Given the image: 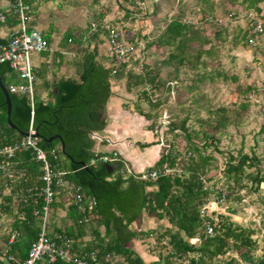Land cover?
<instances>
[{
	"label": "trees",
	"instance_id": "1",
	"mask_svg": "<svg viewBox=\"0 0 264 264\" xmlns=\"http://www.w3.org/2000/svg\"><path fill=\"white\" fill-rule=\"evenodd\" d=\"M9 1V9L0 10V14L7 16L6 24L0 23V32L6 26L18 25L13 13L16 0ZM136 1L131 0L129 3L136 6ZM23 2L30 7L32 15L38 10L41 0ZM199 2L205 4L208 1ZM229 2L234 5L238 0ZM263 2L264 0H242V5L248 11L259 12V4ZM231 17L236 18V14ZM206 21L219 25L217 37H221L222 31L227 30L214 14ZM251 26L252 24L250 29ZM98 27L99 30L102 29L101 25ZM92 29L93 25L86 31L87 34ZM103 31L107 36V28ZM250 32L241 31V40L246 45L253 46V39L256 46L257 39L264 35ZM99 33L94 32L89 38H86L87 34L76 37L73 29L68 28L57 50L41 54L45 58L53 57L51 64L54 69L51 72L54 76L48 80L47 64L45 69L35 67L38 82L35 84L33 118L28 95L10 90L11 86H19L24 81L8 63H0V76L11 95L10 120L20 131L12 129L8 123L6 97L0 88V150L20 143L24 137L21 133H28L33 125L40 135L39 146L47 152L55 181L63 182L58 185L54 183L57 193L54 210L68 204L64 218L68 225L58 226L53 214L51 222L49 221V237L57 244H61L62 240H70L76 258L89 264H145L140 256L126 247V243L137 235H150L130 230L133 222L146 212L151 217L167 219L171 225L160 234L159 242L162 239L166 241L165 246L161 247L167 251L164 256L160 254L155 264H185V261L189 264H264V257L254 254L257 250L254 231L235 224L231 215L219 214L217 219L207 214L213 198L221 205L236 197L237 189L250 187L254 191L260 190L264 184V174L256 155L241 152L236 157L229 156L223 170L228 184L226 188L217 191L215 187H208L204 180L214 159L205 155L210 144L194 143L193 135L198 137V133L187 128L185 120L179 125L172 124V127L180 130L187 140V154L175 151L172 145L163 148L159 162L150 170L168 167L172 173L161 175L155 182H144L120 174L119 171L126 162L120 154L116 162L109 164L103 163L102 157L113 156L114 152L96 154L93 151L95 141L91 134L101 132L106 127L104 114L112 95V79H125L126 89L130 94L136 89L140 90L139 94L147 100L149 108L146 110L139 105L137 111L146 119L148 128L152 131H155L158 111L164 105L161 99L153 100L150 96L151 92L154 93L159 88L157 69L142 65L144 71L135 73L126 61L113 74L115 62L112 56L109 53L100 54ZM46 38L52 44L50 33H46ZM86 40L88 41L85 42ZM210 41L202 36L199 24L184 20L182 12L167 22L162 34L150 45L168 47L170 52L163 64H172L178 73L182 67H197L202 55L211 56V50L197 51L193 47L196 43L202 46ZM6 43V38L0 37V45ZM84 43H87L85 48L82 51L79 48L71 61L78 69V79L65 76L58 78L57 73L66 57L64 52L76 44L82 47ZM193 51L198 54H192ZM42 92H46V98L42 97ZM225 125L226 122L219 121L214 128L221 129ZM51 137L56 138L48 141ZM215 149L218 151L217 146ZM3 161H7L9 166L6 170L0 168V232L3 216H13L15 221L11 233L1 236L4 246L0 247V264H23L41 232V219L34 212L41 210L43 205L40 193L45 185L43 164L35 159L31 150L16 151L11 157L0 154V166ZM108 166H114L113 172L109 171ZM10 173L15 176L14 179ZM7 188L11 189L9 195L4 194ZM15 195L19 197L17 212L12 207ZM78 196L85 198L84 212L74 204V198ZM236 199L240 200L241 196ZM91 202L92 210L89 207ZM208 225L215 226L213 236L207 234ZM233 252L238 254L237 258L231 254ZM47 260L48 257L45 256V261L39 264H47ZM56 264L71 263L59 260Z\"/></svg>",
	"mask_w": 264,
	"mask_h": 264
},
{
	"label": "rangeland",
	"instance_id": "2",
	"mask_svg": "<svg viewBox=\"0 0 264 264\" xmlns=\"http://www.w3.org/2000/svg\"><path fill=\"white\" fill-rule=\"evenodd\" d=\"M130 1L41 0L38 10L31 15L35 21L33 26L39 31L52 33L56 47L68 28L73 29L76 37H80L87 34L86 31L93 25L86 38L99 31L98 44L105 55L108 49L103 29L106 26L119 28L124 42L132 48L127 59L131 70L141 73L144 71L142 65H147L159 73V88L151 92L150 96L153 100L161 99L164 102L158 111L154 131L162 140L163 148L172 145L175 151L187 154V140L180 130L172 127V124L179 125L185 120L187 128L198 133V137L193 135L194 143L210 144L205 155L214 159L204 176L208 187H215L217 191L226 188L228 183L223 175L224 163L229 156L236 157L241 152L256 155L264 174V36L257 39L256 46L246 45L241 40V31L250 30L253 22L264 23V2L259 4L260 11L257 12L246 10L242 0L234 5L229 0H207L205 4H200L199 0H137L136 6L130 4ZM182 12L185 21L199 24L202 36L211 40L202 46L196 43L193 47L197 51L211 50L212 55L204 54L197 67H182L176 73L172 64H163L168 58L169 48L150 44L162 34L167 22ZM234 13L236 18L233 19L231 16ZM212 14L222 20V26L227 27L221 37H217L219 25L206 21ZM99 25L102 26L101 30ZM4 34L5 30L2 29L1 35ZM86 45L84 43V47H79L76 44L67 51L68 66L72 65L76 51L79 48L82 51ZM197 51L192 54H198ZM31 58L36 65L42 61L38 54H33ZM48 59L51 61L53 57ZM50 68L54 69L52 64ZM119 84L125 87V79L120 80ZM146 87L150 88L149 85ZM139 91H134L136 102L148 110L149 103ZM41 94L45 97L44 92ZM219 121L226 122L225 127L214 128ZM9 175L15 178L12 173ZM10 190L7 188L4 194L9 195ZM236 194L235 198L221 205L213 198L207 214L217 219L219 214L231 215L235 224L254 231L253 238L257 240L254 254L264 257V184L259 191L243 187L237 189ZM237 196H241V199H236ZM18 200V195H15L12 204L15 212ZM67 208L66 203L58 210L53 209L49 221L54 214L56 224L65 226ZM14 221L13 216L2 217L0 247L4 246L1 236L11 233ZM160 254L164 256L166 253ZM231 254L238 257L237 253Z\"/></svg>",
	"mask_w": 264,
	"mask_h": 264
},
{
	"label": "built area",
	"instance_id": "3",
	"mask_svg": "<svg viewBox=\"0 0 264 264\" xmlns=\"http://www.w3.org/2000/svg\"><path fill=\"white\" fill-rule=\"evenodd\" d=\"M14 15L18 21L16 28L12 29L6 38L7 43L0 45V63H8L10 68L18 74L19 78L24 81L19 86H11L10 90L13 93H21L28 95L32 106V118L35 114L34 111V95L36 74L35 65L32 62V55H41L46 52H53L52 44L46 38V33L39 31L30 26L32 16L30 15L31 9L26 5L23 0H16L13 5ZM222 22L221 19H219ZM7 16L0 14V23L6 24ZM191 22V20H188ZM107 47L108 53L112 56L115 62V68L113 74L117 73L118 67L125 63L128 57L131 55L132 48L124 42L123 35L119 28L115 26H107ZM250 33L264 35V23L253 22ZM251 44L255 45V40H251ZM37 132L30 126L27 136H24L20 143L11 147H4L0 150V154L13 156L16 151L31 150L36 160L43 164V181L45 185L41 188L40 193L43 198V205L41 210H36L34 213L41 219L40 227L41 232L39 239L32 245L29 251L27 259L23 264H39L45 261V256L48 257L47 264H56L59 260L71 263V264H89L87 261L76 258L71 249L70 240H62L61 244H57L53 238L49 237V218L54 205L57 202V193L54 189V183L56 185L63 183L55 181V174L53 172L51 163L47 152L40 146V138L36 136ZM93 138L99 139L96 134H93ZM55 153V151H53ZM113 156H103L102 162L112 164L119 158V153L114 152ZM94 163V161H93ZM9 163L3 161L0 168L6 170ZM114 167V166H113ZM120 174L126 176H132L144 182H155L161 175H169L172 170L168 167L163 169H147L140 173L135 172L127 162H124V167L120 169ZM84 197L78 196L74 198V204L78 209L84 212ZM90 209L93 208V203L89 204ZM88 222V219H85ZM214 227H207V234L214 235ZM13 240H11L12 242ZM195 242V241H194ZM189 264L188 261L184 262Z\"/></svg>",
	"mask_w": 264,
	"mask_h": 264
},
{
	"label": "crops",
	"instance_id": "4",
	"mask_svg": "<svg viewBox=\"0 0 264 264\" xmlns=\"http://www.w3.org/2000/svg\"><path fill=\"white\" fill-rule=\"evenodd\" d=\"M9 6V0H0V10H8ZM34 22L35 21H33L32 17V21L30 23L32 27H34ZM16 27L17 25L4 27L3 29L5 30V34L2 36L0 32V37L7 38L11 30ZM50 34L52 36V33ZM54 43L55 42L52 41V47L55 51L58 49L59 44L55 47ZM104 46L106 45L104 44ZM64 53L68 54L67 52ZM105 53L108 55V52ZM100 54L105 55L102 49ZM40 57L42 58V61L39 64L34 65L38 69L41 67L45 69L47 64V78L48 80H51L52 76H54L50 68L51 61L41 55ZM65 62L67 63L65 64ZM68 64L69 61L65 57L62 67L57 73L58 78L65 75L66 78L71 77L78 79L79 75L77 67L74 65L68 66ZM111 83L112 95L104 114L106 127L101 132L91 134L92 139L95 141L93 151L96 154L118 152L135 172H142L153 168L159 162L163 152V146L160 142V138L154 131L148 128L149 123L138 113L136 108H138L139 104L136 102V92H134L135 94L132 93L136 95L135 97L134 95H130L128 93L126 84H124L125 87H122V85L119 84V81L114 79H112ZM55 92H57L56 89ZM44 93L45 94L43 95L46 97V92ZM93 134H96L99 139L93 138ZM170 227L171 225L167 219L160 220L156 217L149 216L146 212H143L140 217L133 222L130 230L138 233L146 232L150 235H137L135 238H132L126 243V247L140 256L145 264H154L158 261L160 253H166L167 251L166 249L160 247L163 245L165 246V239H162V242H159V237H161L160 234L164 233L167 228ZM101 230L102 233L105 232L103 227ZM114 261H117V259Z\"/></svg>",
	"mask_w": 264,
	"mask_h": 264
},
{
	"label": "water",
	"instance_id": "5",
	"mask_svg": "<svg viewBox=\"0 0 264 264\" xmlns=\"http://www.w3.org/2000/svg\"><path fill=\"white\" fill-rule=\"evenodd\" d=\"M0 88L2 90V92L4 93L5 97H6V104H7V107H8V123L9 125L11 126L12 129H15L17 131L18 128L12 123V121L10 120V116H11V111H12V102H11V95H10V92L9 90L7 89V87L4 85L3 81H2V77L0 76ZM20 132V131H19ZM23 136H27L28 133H21ZM37 137L40 138V135L37 133L36 134ZM56 137H51L48 141H53ZM60 138V137H59ZM82 166H85V163L84 162H81L80 163ZM109 168V171L110 172H113V166H108Z\"/></svg>",
	"mask_w": 264,
	"mask_h": 264
},
{
	"label": "clouds",
	"instance_id": "6",
	"mask_svg": "<svg viewBox=\"0 0 264 264\" xmlns=\"http://www.w3.org/2000/svg\"><path fill=\"white\" fill-rule=\"evenodd\" d=\"M114 168V167H113Z\"/></svg>",
	"mask_w": 264,
	"mask_h": 264
}]
</instances>
